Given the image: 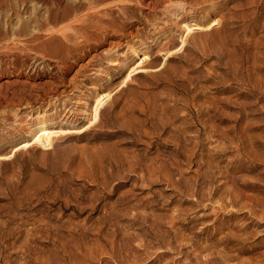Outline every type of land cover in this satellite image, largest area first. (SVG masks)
Masks as SVG:
<instances>
[{"label": "rangeland", "instance_id": "obj_1", "mask_svg": "<svg viewBox=\"0 0 264 264\" xmlns=\"http://www.w3.org/2000/svg\"><path fill=\"white\" fill-rule=\"evenodd\" d=\"M176 1L0 0V264H264V0Z\"/></svg>", "mask_w": 264, "mask_h": 264}, {"label": "bare ground", "instance_id": "obj_2", "mask_svg": "<svg viewBox=\"0 0 264 264\" xmlns=\"http://www.w3.org/2000/svg\"><path fill=\"white\" fill-rule=\"evenodd\" d=\"M123 1H125V0H123ZM171 1H174V0H171ZM176 1V0H175ZM121 2V1H120ZM128 2H129V0H128ZM169 2V1H168ZM177 2V1H176ZM188 2V1H187ZM91 3V2H90ZM143 3V2H142ZM229 3V2H228ZM121 4V3H120ZM132 4H134V3H132ZM139 4V3H138ZM141 4V3H140ZM123 5V4H122ZM243 6V5H242ZM189 7V6H188ZM188 7H186V8H188ZM233 7V6H232ZM110 8H111V6H110ZM134 8V6H132V5H126L125 6V4L123 5V9H133ZM164 8V7H163ZM235 8H236V6H235ZM71 9V8H70ZM106 9V8H105ZM51 10V9H50ZM183 10H187V9H185V6H184V4L183 3H176V4H174V3H172V4H169V5H167L166 6V11L167 12H169V13H172V14H175V15H177V13H179V11H183ZM229 10H231V9H229ZM17 11V10H16ZM106 11V10H105ZM234 11V10H233ZM95 12V11H94ZM98 12V11H97ZM99 12H100V10H99ZM229 12V11H228ZM231 12V11H230ZM106 13V12H105ZM109 13H111V12H109ZM190 14H191V12H190ZM227 14V13H226ZM225 14V15H226ZM244 14V13H243ZM71 15V12H69V10H67L66 12H63V14L62 15H60L59 13H53V11L51 10V12H49L47 15H45V16H43V17H38V16H36V14H34L33 16H29V18L27 17V19L26 20H21V26H20V28H18V29H16V31L14 32V33H18L19 34V38H20V34H23L24 36H28V34H29V36L30 37H28L27 39L28 40H30V41H28V42H25V43H20L19 41L18 42H16V39H9L8 38V31L7 32H1L2 34H3V38L1 39V40H5L7 43H9V42H11L12 44H14V46H12V47H10V44L7 46V47H9L10 49H18V46H19V44H22L23 46H29V50H33V48L31 47V46H38V41L37 40H39L40 39V37L41 36H39V31L37 32H34V33H32L31 31V29L33 28H31L30 30V32L32 33L31 35H30V32H29V24H30V22H37V21H39V20H42L43 19V22L41 23V24H38V22H37V24H36V26H40V28H41V26H45V24H48V23H50L51 21H56L57 22V20H59V19H67L69 16ZM223 16V15H222ZM221 16V17H222ZM227 16V15H226ZM189 17V16H188ZM42 18V19H41ZM226 18V17H225ZM82 19V18H81ZM83 20V19H82ZM189 20V19H188ZM221 22H222V18H219V20L217 21V23H216V25L215 26H218V25H221ZM213 23H215V22H213ZM35 24V23H34ZM49 25V24H48ZM213 25V24H212ZM211 25V26H212ZM75 26V25H74ZM210 26V27H211ZM39 28V29H40ZM75 28V27H74ZM215 28V27H214ZM217 28H219V27H217ZM80 29H82V28H80ZM7 30H9V29H7ZM12 30H13V28H12ZM35 30H37V29H35ZM217 30H220V28L219 29H216V32H217ZM222 30V29H221ZM6 31V30H5ZM14 31V30H13ZM80 34L81 33V31L80 30H77L76 31V33H75V35H71V37L72 38H74V37H76V36H78L77 34ZM219 33V32H218ZM13 33H11V35H12ZM17 34V35H18ZM73 34V33H72ZM67 35V34H66ZM16 36V35H15ZM23 36V37H24ZM50 36H52V37H49V38H47L46 37V40H48L49 41V39L50 40H52L53 39V37L55 36V34L53 33V31L52 32H50ZM221 36V35H220ZM56 37V36H55ZM68 36H65V38H67ZM222 37H224V39H225V36H222ZM221 37V38H222ZM8 38V39H7ZM70 38V37H69ZM69 38H67L68 40H69ZM227 38H229V37H227ZM55 39V38H54ZM53 39V40H54ZM60 39V38H59ZM62 40V39H61ZM220 40V39H219ZM41 41V40H40ZM43 41V40H42ZM41 41V42H42ZM183 41V40H182ZM221 41V40H220ZM221 42H223V41H221ZM230 42V41H229ZM30 43V44H29ZM43 43V42H42ZM40 44V43H39ZM222 44V43H221ZM224 44V43H223ZM222 44V45H223ZM203 46V45H202ZM224 47V46H223ZM226 45H225V49H226ZM8 48V49H9ZM38 48V47H37ZM204 48V47H203ZM220 48H222V46H220ZM9 49V50H10ZM181 49V48H180ZM177 51V50H176ZM175 51V52H176ZM228 52H232V51H228ZM168 53H170V52H168ZM43 55V54H42ZM218 55V54H217ZM222 55V54H221ZM208 57H209V55H208ZM206 59V58H205ZM113 94V93H112ZM110 95H111V93H110ZM14 96H16V95H14ZM6 97V96H5ZM110 97V96H109ZM21 99V98H20ZM108 99V98H107ZM113 99V98H112ZM145 99H147V98H145ZM106 100V99H105ZM147 100H149V99H147ZM158 100V99H157ZM188 100V99H187ZM137 101H139V100H137ZM184 101V100H183ZM104 102V101H103ZM187 102V101H186ZM185 102V103H186ZM106 103V102H105ZM139 103V102H138ZM152 103V102H151ZM187 103H189V102H187ZM102 104V103H101ZM134 105L136 104L135 102L133 103ZM149 104V103H148ZM155 104L157 105V103L155 102ZM175 104V103H174ZM178 104V103H177ZM201 104V103H200ZM138 105V104H137ZM136 105V106H137ZM140 105H142V104H140ZM186 105V104H185ZM98 106H100V105H98ZM135 106V107H136ZM154 106V105H153ZM189 106V105H188ZM97 107V106H96ZM129 107H131V106H129ZM132 107H134L133 105H132ZM138 107V106H137ZM144 107V106H143ZM175 107V106H174ZM173 107V108H174ZM176 107H177V105H176ZM175 107V108H176ZM98 108V107H97ZM145 108V107H144ZM155 108H157L156 106L154 107V108H150V109H153L152 110V114H151V112H150V114H151V117L153 118L154 117V115L156 114V111H155ZM178 108H181V107H178ZM99 109V108H98ZM97 109V110H98ZM135 109V108H134ZM147 109V108H146ZM145 109V110H146ZM184 109V108H183ZM206 109V108H205ZM209 109V108H208ZM141 110V109H140ZM182 110V109H181ZM202 110V109H201ZM214 110V109H213ZM142 111V110H141ZM147 111V110H146ZM146 111L144 112V113H146ZM173 111V110H172ZM175 111V110H174ZM184 111V110H183ZM84 112V111H83ZM134 112V111H133ZM167 112V111H166ZM166 112H164V113H166ZM176 112V111H175ZM178 112H179V110H178ZM200 112V111H199ZM131 113H132V111H131ZM204 113V112H203ZM207 113V112H206ZM78 114H81V111L79 110L78 111ZM83 114V113H82ZM136 114V113H135ZM134 114V115H135ZM149 114V115H150ZM167 114V113H166ZM179 114V113H178ZM177 114V115H178ZM201 114H202V112H201ZM205 114V113H204ZM209 114V113H208ZM208 114H206V115H208ZM91 115V114H90ZM148 115V116H149ZM165 115V114H164ZM168 115V114H167ZM197 115H198V113H197ZM69 116V115H68ZM67 116V117H68ZM166 116V115H165ZM172 116V115H171ZM180 116V115H179ZM181 116H183V115H181ZM200 116V115H199ZM202 116V115H201ZM173 117V116H172ZM175 117V116H174ZM187 117V116H186ZM69 118H70V116H69ZM97 118V117H96ZM180 118H182V117H180ZM148 119V118H147ZM155 119V118H154ZM175 119V118H174ZM201 119V118H200ZM51 119H48V121H50ZM150 120V119H149ZM182 120V119H181ZM52 121V120H51ZM153 121V120H152ZM208 121V120H207ZM148 122V121H147ZM159 122V121H158ZM169 122H170V120H169ZM174 122V121H173ZM187 122V121H186ZM154 123V122H153ZM167 123H168V121H167ZM175 123V122H174ZM177 123H179V121L177 122ZM151 124V123H150ZM159 124V123H158ZM164 124V123H163ZM190 124V123H189ZM197 124V123H196ZM142 125V124H141ZM155 125V124H154ZM167 125V124H166ZM174 125V124H173ZM172 125V126H173ZM176 125H178V124H176ZM175 125V126H176ZM188 125V124H187ZM169 126V125H168ZM175 126H174V128H175ZM179 126H181V125H179ZM183 126V125H182ZM190 126V125H189ZM191 126H193V125H191ZM196 126V125H195ZM133 127H134V125H133ZM152 127V126H151ZM158 127V126H157ZM164 127V126H163ZM184 127V126H183ZM182 127V128H183ZM131 128V127H130ZM161 128V127H160ZM141 130H142V127H141ZM148 130V129H147ZM169 130V129H168ZM137 131V130H136ZM143 131H145V130H143ZM167 131V128L166 129H164V133ZM172 131L174 132V136H180L181 135V131H182V129L180 128V127H176L175 129H172ZM199 131V130H198ZM138 132V131H137ZM141 132V131H140ZM152 132V131H151ZM146 133V132H145ZM162 133V132H161ZM177 133H179V134H177ZM183 133V132H182ZM185 133V132H184ZM186 133H188V131H186ZM158 135H160L159 133H157ZM169 134V133H168ZM149 135V134H148ZM189 135V134H188ZM191 135V134H190ZM186 136V135H185ZM192 136V135H191ZM213 136V135H212ZM184 137V136H183ZM188 137V136H187ZM167 138H169V137H167ZM181 138V137H180ZM189 138V137H188ZM192 138H194L193 136H192ZM197 138V137H196ZM161 139V138H160ZM177 139H178V137H177ZM182 139H184V138H182ZM166 140V139H165ZM167 140H169V139H167ZM181 140V139H180ZM185 140V139H184ZM172 141H174V140H172ZM177 141V140H176ZM183 141V140H182ZM181 141V142H182ZM187 141H188V139H187ZM184 142H186V141H184ZM184 142H183V144H184ZM189 142V141H188ZM195 142H197V141H195ZM194 143V142H193ZM186 144V143H185ZM182 145V144H181ZM184 146V145H183ZM182 146V147H183ZM176 147V146H175ZM181 146L179 147H177V148H182ZM187 147V146H186ZM187 151V150H186ZM189 151V150H188ZM187 151V152H188ZM13 152V151H12ZM180 152V151H179ZM185 152V151H184ZM184 152H183V155H184ZM192 152V151H191ZM194 152V151H193ZM190 153V152H189ZM196 153H198V152H196ZM173 154V153H172ZM187 153H185V155H186ZM176 155V154H175ZM187 155H189V154H187ZM194 155V154H193ZM135 156V155H134ZM136 156H137V154H136ZM139 156V155H138ZM158 156V155H157ZM6 157V156H5ZM4 157V158H5ZM132 158H133V156H131ZM175 157V156H174ZM173 157V158H174ZM189 158V157H188ZM103 158H101V159H99L100 161H101V163H103V160H102ZM113 159V158H112ZM118 159V158H117ZM121 159V158H120ZM130 159V158H129ZM139 159H141V158H139ZM251 159V158H250ZM119 160V159H118ZM118 160L116 161V159H115V161L116 162H118ZM130 160H132V159H130ZM129 160V161H130ZM247 160V159H246ZM256 160V159H255ZM133 161L134 160H132V163H133ZM105 162H106V160H105ZM119 162H120V160H119ZM141 162V161H140ZM153 162V161H152ZM95 163V162H94ZM135 163H137L136 161L134 162V164ZM142 163H144L143 161H142ZM255 163V162H254ZM103 164H105V163H103ZM102 164V165H103ZM141 164V163H140ZM145 164V163H144ZM100 165V164H99ZM119 165V164H118ZM129 165V164H128ZM133 165V164H132ZM142 165V164H141ZM148 165V164H147ZM154 165V164H153ZM262 165V164H261ZM101 166V165H100ZM105 166L106 165H104V168H105ZM112 166V165H111ZM211 166V165H210ZM213 166V165H212ZM150 167V166H149ZM155 167V166H154ZM158 167V166H157ZM108 168V167H107ZM112 168H114L113 166H112ZM117 168H119L118 166H117ZM116 168V169H117ZM148 168V167H147ZM215 168V167H214ZM252 168V167H251ZM111 169V168H110ZM153 169V168H152ZM154 171L156 170V169H153ZM211 170V169H210ZM213 170V169H212ZM112 171H115V170H112ZM119 171V170H118ZM149 171V170H148ZM104 172V171H103ZM150 172V171H149ZM101 175H103L102 173H101V171L99 172ZM115 173V172H114ZM154 173V172H153ZM158 173V172H157ZM167 173V172H166ZM198 173V172H197ZM162 174V173H161ZM89 175V174H88ZM104 175L106 176L107 175V173L105 172L104 173ZM113 175V174H112ZM142 175H143V173H142ZM153 175V174H152ZM111 176V175H110ZM213 176V175H212ZM108 177V176H107ZM107 177H105V178H107ZM148 177H150V175L148 176ZM165 177H167V176H165ZM169 177V176H168ZM170 178V177H169ZM168 178V179H169ZM103 179V178H102ZM146 179V178H145ZM209 181V180H208ZM107 182V181H106ZM105 182V183H106ZM211 182V181H210ZM254 182V181H253ZM252 182V183H253ZM108 183V182H107ZM208 183V182H207ZM102 185H104V184H102ZM201 185V187L203 188V186H204V183H201L200 184ZM250 187H252V188H257L258 186L257 185H254V184H248ZM206 186V185H205ZM219 186H221V185H219ZM104 187V186H103ZM113 187V186H112ZM198 187V186H197ZM107 188V187H106ZM110 188V187H109ZM223 188V187H222ZM221 187H217V188H213L211 191H207V192H200V187H199V189L200 190H196L195 188H194V190H192V194H200V196H201V198L202 197H208V198H211V197H213L215 194H219V191H220V189H222ZM263 188V187H262ZM105 189V188H104ZM111 189V188H110ZM240 191L242 190V189H239ZM190 192V191H189ZM222 192V191H221ZM230 193H236V195H237V197H238V200H239V198L241 197V195H240V193L239 192H236L234 189H230L229 187H227V188H225V189H223V192L222 193H220L219 195H220V198L224 201L223 203H222V205H225V204H227V203H230V204H232L231 206H232V208H234L233 206L235 205V204H239V201L236 199V198H228V196L226 195V194H230ZM223 194H225V197L223 196ZM245 195V194H244ZM70 200V199H69ZM216 202V201H215ZM219 202H221V201H219ZM249 202V201H248ZM199 203V202H198ZM219 204V203H218ZM221 204V203H220ZM219 204V205H220ZM243 205V204H242ZM230 206V207H231ZM243 206H245V207H247V204H245V205H243ZM221 207H223V206H221ZM225 208H226V206H225ZM223 209V208H222ZM224 210V209H223ZM249 210L251 211V214H250V211H249V213L248 214H250L251 215V217H252V220H251V222H250V224L249 225H246L245 227H244V230H247L251 225H253V226H255V225H260V222L258 221V220H256V216H257V214L255 213V211H257V210H262L263 212H264V210L263 209H258V208H256V207H254V205L252 204V206H250V208H249ZM232 211V210H231ZM237 211H240V210H237ZM255 215V216H254ZM263 221V220H262ZM50 229V228H49ZM253 230V229H252ZM255 231V230H254ZM250 233V232H249ZM255 234V233H254ZM250 235V234H249ZM241 236H243V235H239V237L241 238ZM252 236H253V234H252ZM224 238H226L228 241H229V237L228 236H225ZM224 238H222V239H224ZM234 238V237H233ZM243 238V237H242ZM237 239V238H236ZM244 239V238H243ZM225 240V239H224ZM232 240V239H231ZM234 240H235V238H234ZM241 242V241H240ZM65 244V243H64ZM236 245V244H235ZM197 248L199 247V246H196ZM199 249V248H198ZM208 250L207 248H205V247H203L202 248V250ZM242 249H244V248H242ZM261 255H263L264 256V253H262ZM228 256V255H227ZM195 257H197V258H199V255L198 254H195ZM235 258V256L233 257H231V259H234ZM225 260V262H227L228 261V259H230L229 258V256L228 257H226V258H224ZM207 261V263L208 264H214L213 263V261H214V258L213 259H207L206 260ZM239 264V263H238Z\"/></svg>", "mask_w": 264, "mask_h": 264}]
</instances>
